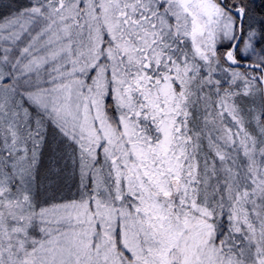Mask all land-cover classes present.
<instances>
[{
  "label": "snow or ice",
  "instance_id": "obj_1",
  "mask_svg": "<svg viewBox=\"0 0 264 264\" xmlns=\"http://www.w3.org/2000/svg\"><path fill=\"white\" fill-rule=\"evenodd\" d=\"M0 264H264V0H0Z\"/></svg>",
  "mask_w": 264,
  "mask_h": 264
}]
</instances>
